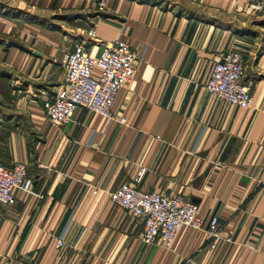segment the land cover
I'll return each instance as SVG.
<instances>
[{"label":"crops","instance_id":"1","mask_svg":"<svg viewBox=\"0 0 264 264\" xmlns=\"http://www.w3.org/2000/svg\"><path fill=\"white\" fill-rule=\"evenodd\" d=\"M55 1L67 10L53 24L23 1L0 9V163L27 165L35 193L0 202V264H264V13L248 0ZM84 27L127 43L135 75L115 120L80 108L54 125L44 103L64 84V55L102 50ZM230 52L245 60L254 110L206 90ZM125 183L197 204L205 228L217 216V247L187 227L171 249L145 245L143 224L109 198Z\"/></svg>","mask_w":264,"mask_h":264},{"label":"built area","instance_id":"2","mask_svg":"<svg viewBox=\"0 0 264 264\" xmlns=\"http://www.w3.org/2000/svg\"><path fill=\"white\" fill-rule=\"evenodd\" d=\"M249 9L264 13V0H248ZM106 6L105 2L101 4ZM90 36L102 47L98 57H92L84 44H78L72 52L64 55L62 67L65 72L64 84L55 96L45 101L44 110L54 125H63L73 120L76 112L84 108L94 115L115 120L112 106L121 88L131 82L135 75L138 54L125 42L114 40L101 42L96 29ZM100 70L98 77L94 70ZM245 60L235 52L228 53L215 64L206 85V90L229 104L242 109H256L249 85L245 84ZM126 124V118H119ZM146 169L141 168L134 180L140 184ZM34 181L28 175L27 165L17 162L9 168L0 163V202L7 206L16 204L15 192L34 195ZM95 194L98 190L94 191ZM112 202L124 209L130 216L143 224L142 241L152 246L161 242L171 249L178 232L184 228L196 231L206 230L210 237V248L217 247L222 239L219 218L213 216L207 228L199 215V206L181 196L156 191H142L131 184H122L108 193ZM57 245L62 247L63 240Z\"/></svg>","mask_w":264,"mask_h":264},{"label":"rangeland","instance_id":"3","mask_svg":"<svg viewBox=\"0 0 264 264\" xmlns=\"http://www.w3.org/2000/svg\"><path fill=\"white\" fill-rule=\"evenodd\" d=\"M21 1H23V12L31 11L33 12L32 14H35V12L43 14L44 16L43 19L47 21L49 24L58 23L59 20H57V18H59L58 17L59 12L62 11L64 12L67 10V9L64 10L65 8H63L61 9L62 11H60L55 0H0V9L17 8L18 4H20ZM103 2H105L106 4L105 0H100L98 3L99 9L101 10L105 9V7L102 8L101 6ZM80 24H81L80 22H78L75 25L63 24V28H65V31L67 33L69 32V34L73 35L72 31L78 30L81 27ZM84 29L86 31L87 29L89 30V28L87 27L86 28L84 27ZM86 31H80V34L87 35L88 33Z\"/></svg>","mask_w":264,"mask_h":264}]
</instances>
